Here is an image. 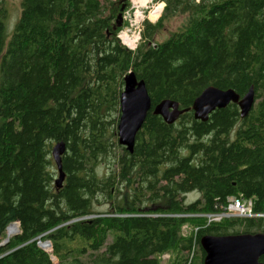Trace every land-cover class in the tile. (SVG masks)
<instances>
[{"label": "trees", "instance_id": "1", "mask_svg": "<svg viewBox=\"0 0 264 264\" xmlns=\"http://www.w3.org/2000/svg\"><path fill=\"white\" fill-rule=\"evenodd\" d=\"M18 1L9 34L0 1V243L18 224L0 264H160L168 253L173 264H203L202 236L264 233V218L192 217L230 196L264 214V0H163L135 51L116 37L127 0ZM174 18L180 24L156 41ZM129 72L151 102L132 154L115 131ZM208 86L239 97L252 87L254 105L243 119L232 103L206 122L191 110L171 125L152 114L162 100L189 108ZM193 191L199 197L185 203ZM185 224L196 233L181 237Z\"/></svg>", "mask_w": 264, "mask_h": 264}, {"label": "water", "instance_id": "2", "mask_svg": "<svg viewBox=\"0 0 264 264\" xmlns=\"http://www.w3.org/2000/svg\"><path fill=\"white\" fill-rule=\"evenodd\" d=\"M126 1V0H122ZM116 16V26H122L121 12ZM122 93L119 95V116L116 125L117 144L132 154L135 137L141 129L147 113L151 110L148 91L142 80H137L132 72L123 77ZM254 91L250 87L247 92L239 97L232 89H218L208 86L193 100L191 106L180 110L178 104L170 100H162L156 104L152 114L160 116L164 123L171 125L177 118L189 110L193 118L206 122L209 115L215 110L224 109L228 104H236L239 117L245 118L254 105ZM65 152L63 142L55 143L51 148V157L57 171L54 181L55 188L59 189L64 180L61 157ZM15 224V223H12ZM18 226V224H17ZM8 236L0 243L4 245ZM199 246L205 254L203 264H264L259 259L264 255V233L232 234L223 236L205 235L199 239Z\"/></svg>", "mask_w": 264, "mask_h": 264}, {"label": "built area", "instance_id": "3", "mask_svg": "<svg viewBox=\"0 0 264 264\" xmlns=\"http://www.w3.org/2000/svg\"><path fill=\"white\" fill-rule=\"evenodd\" d=\"M128 6L121 13L122 26L118 31L116 37L120 41V44L130 51H135L141 39V30L143 22L145 21V10L149 8V5L154 3L152 11H156V19L161 15L164 9L165 3L163 0H127ZM160 5L159 8H157ZM182 217V215H179ZM192 217L204 218L206 224L219 223L223 220L233 218H264V214H255L252 211V202L250 199H243L240 197L228 198L226 205H219L215 212L192 215ZM16 224V223H15ZM185 229L182 226L181 231ZM197 228H195L192 234H195ZM191 235V234H190ZM187 237V236H186ZM36 248L46 254H49L50 260L54 261V257L51 255V245L48 241H38Z\"/></svg>", "mask_w": 264, "mask_h": 264}, {"label": "rangeland", "instance_id": "4", "mask_svg": "<svg viewBox=\"0 0 264 264\" xmlns=\"http://www.w3.org/2000/svg\"><path fill=\"white\" fill-rule=\"evenodd\" d=\"M0 1H2L4 3V5L6 7V10H7V20H6L7 28L6 29H7V32L9 34L11 32V30L13 29V26H14V24H15L18 16H19V1L18 0H0ZM154 3L155 2L150 4L149 8H147L145 10V16H146L145 20H147V21H149L151 23H155L158 20V18L160 17V15H159V17L157 19L150 20V17H149L148 14H150V12L152 10V7L154 6ZM126 8H124V9H126ZM180 22H181V18H174V19H171L170 21L166 22L165 25H164V28L161 29L159 31V33L157 34L156 41H163L164 39H166L169 36V33L171 31L175 30V28L180 24ZM107 172H108V167L106 166V164H102L101 166H99V169H98V174L99 175H104ZM198 197H199L198 193L193 191L192 193L187 194L185 196V203L193 202ZM97 209L101 210V211L107 210L108 209V205H105V206L102 205V206L98 207ZM11 225H14V224H10V226ZM183 226H185V229L183 231H180V236L181 237H186V236H189L190 234H192L194 229H192V227L190 225L185 224ZM9 229H8L7 233L5 231V234L8 237H11V236H13V235L18 233L17 229L12 228V230L14 229L12 233L9 232ZM173 256H174V253H168V254L161 255L160 258H159L160 262H161L160 264H173V263H171V259H172ZM193 257H194V255H193Z\"/></svg>", "mask_w": 264, "mask_h": 264}, {"label": "bare ground", "instance_id": "5", "mask_svg": "<svg viewBox=\"0 0 264 264\" xmlns=\"http://www.w3.org/2000/svg\"><path fill=\"white\" fill-rule=\"evenodd\" d=\"M160 7V5L157 7V8H159ZM149 15V17H150V20H155L156 19V15H157V13H156V11H152V12H150V14H148ZM14 225H17V224H14ZM10 228V229H9ZM8 229H9V232L10 233H12L13 232V230L14 229H16L15 227H13V226H10ZM12 228H14L13 230H12ZM8 229H7V232H8Z\"/></svg>", "mask_w": 264, "mask_h": 264}, {"label": "flooded vegetation", "instance_id": "6", "mask_svg": "<svg viewBox=\"0 0 264 264\" xmlns=\"http://www.w3.org/2000/svg\"><path fill=\"white\" fill-rule=\"evenodd\" d=\"M232 197H235V196H230V197H228V198H232ZM228 198L226 199V202H225V204L224 205H226L227 204V200H228ZM241 234V233H240ZM229 235H232V234H229Z\"/></svg>", "mask_w": 264, "mask_h": 264}]
</instances>
